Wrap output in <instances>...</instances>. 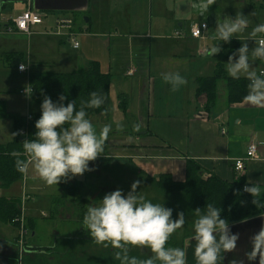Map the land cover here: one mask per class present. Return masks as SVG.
I'll return each instance as SVG.
<instances>
[{
    "label": "crops",
    "instance_id": "crops-1",
    "mask_svg": "<svg viewBox=\"0 0 264 264\" xmlns=\"http://www.w3.org/2000/svg\"><path fill=\"white\" fill-rule=\"evenodd\" d=\"M182 1L174 9L176 0H126L120 8L114 6L113 0H0V110L25 117L26 121L28 115L40 112V106L21 93L24 86L30 85L33 73L70 74L88 70L93 63H97L101 74L111 77L106 112L88 117L97 131L104 124L112 125L103 154L89 162L93 171L85 172L77 180H68L64 189L74 186L81 190L82 183H87L89 179H95L98 188L99 184H106L101 179L100 169L105 168L109 160L114 162L110 167L111 177L107 178L113 180L115 188L121 184L132 185L140 179L146 184L143 189L149 188L162 175L170 176L174 182L184 183L188 163L195 162L200 167L202 179L215 176L228 182L242 179L249 186L257 185L254 198L264 203V108L244 102H228V75L224 63L228 55L240 46V41L220 42L221 52L213 57L198 54L199 49L208 48L212 42L211 31L215 28L216 16L233 17L227 10L233 3L215 0L201 15V0ZM247 2L264 11V0H254V3L252 0H238L236 3L245 7ZM28 8L43 14L44 23L34 27L32 35L7 33L11 19ZM186 8L189 16L184 14ZM121 10L124 13L129 11L125 18L128 26L126 33L121 35L116 29L111 34L107 25L112 22L110 15ZM62 17L71 18L76 30L87 32V35L79 36L78 50H74L68 40L51 33L56 21ZM187 17L190 21H186ZM178 23V28H175ZM201 23L208 24L205 40L192 38V28ZM175 41H180L178 55L173 53L176 44H179ZM247 43L250 49L254 46L250 40ZM196 52L201 61L186 59L192 58ZM21 63L26 64V72L18 71ZM254 63L257 71L264 70V63ZM168 72H179L185 83L176 90H170V86L162 80V75ZM218 74L220 78L210 105L206 94L197 95L199 81ZM121 106H127V111L124 112ZM13 134V121L0 119V145L12 142ZM252 141L258 144V159L247 162L245 170L237 173L235 162L246 158ZM24 175L22 181L9 187L0 185V199L20 200V213L23 212L29 233L34 238L38 235L36 221L46 215L49 217L41 197L47 193V187L53 190L60 185H46L31 171ZM24 192L30 199L22 203ZM57 196L55 194L47 206L63 201ZM170 197L175 199V196ZM262 223L264 209L255 217L229 225L232 233L239 234V239L233 252L223 254L221 264H230L233 259L247 264L245 253L250 250L249 238L259 231ZM30 224L33 229L29 228ZM191 231L192 228L181 231L180 246L177 245L185 248L187 264H195L192 248L186 244ZM61 235L60 230L49 229L50 244H46V238L29 244L26 237L28 247L50 249L26 252L28 258L59 253ZM77 235L83 237L80 233ZM17 237V228L0 220V242L14 246ZM66 238L68 235L63 240ZM67 248L69 246L63 253ZM11 260L13 264H18L17 258Z\"/></svg>",
    "mask_w": 264,
    "mask_h": 264
},
{
    "label": "clouds",
    "instance_id": "clouds-1",
    "mask_svg": "<svg viewBox=\"0 0 264 264\" xmlns=\"http://www.w3.org/2000/svg\"><path fill=\"white\" fill-rule=\"evenodd\" d=\"M201 2L203 15L215 0ZM250 22L249 16L240 12L234 17L216 16L207 54L213 57L220 53V42L240 41V46L228 55L225 71L233 80L243 78L247 81L244 103L264 108V70L257 71L254 63H264V23L255 24L249 31ZM206 27L197 25L198 31ZM249 40L254 43L251 49ZM25 69L24 63L18 66L19 71ZM162 80L170 90L185 83L179 72L164 73ZM32 91L30 85L24 86L26 99L31 98ZM66 99L65 95H60L54 102L44 96L32 138L21 142V150L11 153L17 172L31 171L46 185H57L93 171L89 162L103 154L104 143L112 131L111 124H104L97 131L87 118L86 109L100 108L105 103L102 94L92 91L79 109L75 101H69L65 106ZM137 187L134 182L127 194L116 189L104 194L97 203L88 205L82 216L83 228L95 242L116 249L114 258L119 264H187L185 248L167 244L171 235L185 225L184 213L178 212L173 220L171 208L146 199ZM242 190L254 197L257 185L245 184ZM252 202L257 208L264 209V203L256 199ZM193 212L192 231L186 244L192 248L195 264H221L223 254L235 250L239 234L231 232L229 222L221 217L220 207L213 203ZM249 243L250 250L245 253L247 264H264V223L250 236ZM132 248L146 249L147 254L143 258L130 255ZM230 264H244V261L233 259Z\"/></svg>",
    "mask_w": 264,
    "mask_h": 264
},
{
    "label": "trees",
    "instance_id": "trees-1",
    "mask_svg": "<svg viewBox=\"0 0 264 264\" xmlns=\"http://www.w3.org/2000/svg\"><path fill=\"white\" fill-rule=\"evenodd\" d=\"M220 75H215L199 81V89L197 95L206 94L208 103H213V96L216 92L217 83ZM247 81L243 78L233 80L228 77V102L229 104L242 103L244 95L247 94ZM111 85V77L103 75L100 72L99 65L93 63L88 70H80L70 74H45L33 73L30 76V87L32 91V101L40 106L44 96H48L52 101H57L60 95H65L67 99L64 101L65 106L69 101H75L76 108L79 109L82 103H85L92 91L102 94L105 103L100 108L86 109L87 118L92 115L104 114L107 110L108 93ZM124 112L127 106H121ZM40 112L32 115V120L28 123L25 117L20 115L8 114L0 110V119L7 118L13 121L14 139L6 145H0V185L9 187L23 180L24 174L16 171L14 167V157L11 155L13 150H21L25 139H31L35 132L34 123L39 118ZM21 129H27V137L19 135ZM200 167L195 162H189L187 167V177L184 183L172 181L168 175H162L158 181H154L155 185L162 189L166 194L182 197L183 206L189 207L191 211L203 209L208 203H213L221 209V217L229 222V225L248 220L259 215L261 208H257L253 204L256 199L243 192L245 182L242 179L232 182L224 181L218 177L212 176L208 179H202L199 175ZM179 196V197H178ZM262 203V200L256 199ZM247 202V204H244ZM20 200L8 201L4 198L0 199V220L17 228L16 218L20 216ZM33 229V225H29ZM28 229V228H27ZM29 230V229H28ZM80 241V240H78ZM80 243V242H79ZM93 244V243H91ZM24 248L26 252L34 250H44L47 248H30L24 240ZM100 245V243L98 244ZM74 247L77 244L73 245ZM105 247V246H104ZM50 250L49 248L46 250ZM96 253V252H95ZM130 255H133L129 252ZM93 258L82 261L81 264H117L114 258V252L108 250H100ZM135 255V254H134ZM137 256V255H135ZM139 257V256H138ZM87 261V262H86Z\"/></svg>",
    "mask_w": 264,
    "mask_h": 264
},
{
    "label": "rangeland",
    "instance_id": "rangeland-1",
    "mask_svg": "<svg viewBox=\"0 0 264 264\" xmlns=\"http://www.w3.org/2000/svg\"><path fill=\"white\" fill-rule=\"evenodd\" d=\"M114 1V6L115 7H121L122 4L126 2V0H113ZM183 0V3H188L189 0ZM247 1V0H246ZM176 4L174 6V9L176 7L180 6V0H176ZM228 2L233 3L232 6L228 7V11L232 13L233 17L235 16L236 12H240L242 15L249 16L250 19V24L249 27L252 28L257 23H264V11H262L258 6H250V2H247V5L245 7H241L240 3L238 0H228ZM254 3V0H252ZM187 8L184 10V14L186 16H189L190 13L186 11ZM18 12V11H17ZM223 13L228 14V12L222 11ZM129 11L124 13L123 10L120 12L115 11L113 12L112 15V22L107 23L108 25V30L110 31L111 34L116 32V29L119 30V33L121 35L126 33V28L127 21L126 17L128 16ZM254 13V15H253ZM229 15V14H228ZM194 17V16H193ZM207 19V18H206ZM186 21H190V19L187 17ZM208 21V19H207ZM178 23L175 28H178ZM251 28L248 30L250 31ZM180 30V29H178ZM90 35V34H89ZM206 37V35H205ZM175 38V36H174ZM180 40V39H179ZM80 41V39H79ZM176 43H179L178 45L176 44V47L174 48L173 53L174 54H180V41H175ZM175 42H173L175 45ZM191 50V49H190ZM189 50V51H190ZM197 51V50H196ZM189 53V52H188ZM191 54L193 51L191 50ZM180 59V57H179ZM188 60H195L201 61L199 59V56L193 55L192 58H187ZM194 62V61H193ZM222 133H225V130L222 131ZM110 163L107 164L105 168L100 169L101 173V179L106 182V184H99V188L102 189L100 190L96 186V180L89 179L87 183H82V189L75 188L74 186H68L67 188H63L65 184L68 183V181H62L58 183L59 186H55L53 190L50 189V187H47V193H43L44 197H41V199H44L43 203V208L45 207V211L48 213L49 217H43L44 219H38L35 223L36 227V233L38 232L37 237H32V233L30 232L26 237L28 240V243H33L37 242L40 238H46V244H50V239L48 237V231L49 229H58L62 232V237L61 241H58V251L59 253L50 255L47 254L45 257L43 256H36V257H29L27 256V253L25 251L24 246H20L19 240H20V227L22 223L18 221L17 223V230H18V237L17 241L14 246L8 245L4 242H0V262H3L4 264H13L11 259H16L17 258V263L18 264H81L82 261L85 262L84 260H87L88 258H94L95 255H91V253L96 254L98 253L102 247H104L103 244L95 242L94 240L91 239V237L87 234V231L83 228L82 225V216L84 212L86 211V208L88 205L92 204L93 202H96L100 198L104 196V194L112 192L116 189L122 190L124 194H127V192L130 190V186L127 185H117V188H115V184L113 180H108L107 177H111V171L110 167L112 166L114 160H109ZM90 175V174H89ZM25 176V175H24ZM87 176V175H86ZM85 176V177H86ZM80 176L75 177L74 179L77 180ZM91 177V175H90ZM126 177L128 175L126 174ZM159 179V178H158ZM83 180V179H81ZM142 181V180H141ZM158 181V180H156ZM80 184L81 182L78 181ZM137 183V191H139L140 195L145 196L146 199L151 200L153 203H163V205L166 208H171L172 209V219L175 220L176 214L178 212L184 213L185 218H186V223L185 225L179 229L177 232L173 233L167 242L168 245L175 246L177 247L180 246V236L182 234L181 231H184L189 228H192V220L194 219V212L189 209V207L183 206L184 203L180 202V198H171L170 195L166 194L162 189H160L158 186L153 184H150V187L147 189H143L146 184L142 181V183L136 180L134 181ZM25 193V192H24ZM58 195L56 198L62 199L63 201L55 203L53 206L49 207L47 206L48 201L54 196ZM6 199L5 197H3ZM28 199H30V196L25 193L21 199L22 203H25ZM8 200V199H6ZM16 199H10L8 201H12ZM73 201V203H72ZM55 211V212H53ZM53 212V214H52ZM23 212L20 213L21 217ZM24 218V225L28 226V222L26 221L25 217ZM29 231V230H28ZM77 233L82 234V238L77 235ZM65 235H68V238L64 239ZM69 235H72V237H69ZM75 238H79L81 242L79 243L78 240H75ZM93 243V244H91ZM77 244V246H73ZM64 252V249L68 247ZM65 247V248H63ZM72 247V249H71ZM108 251H113L115 252L116 249L112 248L111 245L108 247H105ZM96 252V253H95ZM130 253L133 255H137L141 258H143L147 254V250H142L139 248H132L130 249ZM15 262V261H14Z\"/></svg>",
    "mask_w": 264,
    "mask_h": 264
},
{
    "label": "built area",
    "instance_id": "built-area-1",
    "mask_svg": "<svg viewBox=\"0 0 264 264\" xmlns=\"http://www.w3.org/2000/svg\"><path fill=\"white\" fill-rule=\"evenodd\" d=\"M44 23V15L40 12L33 11L31 8H28L26 11L18 15L17 17L11 19L9 22L8 27L6 28L7 33H21L25 35H32L35 33L33 30L34 27L42 25ZM203 25H206V28H199V31L197 29V25H195L192 30L190 36L194 39L198 40H205V34L208 31V24L201 23ZM199 24V25H201ZM198 25V27H199ZM51 33L59 38L66 39L70 42L72 48L74 50H78L80 48V41L79 36L81 35H87L86 31H79L75 29L74 22L71 18H59L56 21L54 30L51 31ZM198 54L203 55L207 54V48L202 47L199 49ZM19 71V70H18ZM27 68L24 71L20 72H26ZM23 93V91H21ZM32 116L28 115L27 117V123L32 120ZM28 134L27 129H21L19 131V135L26 138ZM258 152V144L255 142H251L248 146V151L246 158H239L236 160L234 168L237 173H242L245 170V164L249 161H253L258 159L257 157ZM20 221L22 223L20 227V246H24V240L26 239V236L29 234V231L27 229V226L24 225V218L23 216L16 218L15 222Z\"/></svg>",
    "mask_w": 264,
    "mask_h": 264
}]
</instances>
